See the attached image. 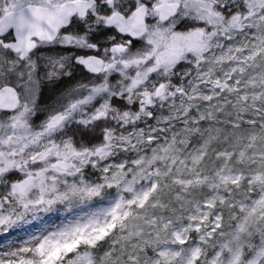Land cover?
Instances as JSON below:
<instances>
[{
	"label": "snow or ice",
	"instance_id": "1",
	"mask_svg": "<svg viewBox=\"0 0 264 264\" xmlns=\"http://www.w3.org/2000/svg\"><path fill=\"white\" fill-rule=\"evenodd\" d=\"M0 264H264V0H0Z\"/></svg>",
	"mask_w": 264,
	"mask_h": 264
}]
</instances>
